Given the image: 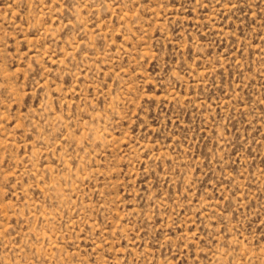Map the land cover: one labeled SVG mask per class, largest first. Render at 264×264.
Returning a JSON list of instances; mask_svg holds the SVG:
<instances>
[{
  "label": "rangeland",
  "instance_id": "obj_1",
  "mask_svg": "<svg viewBox=\"0 0 264 264\" xmlns=\"http://www.w3.org/2000/svg\"><path fill=\"white\" fill-rule=\"evenodd\" d=\"M0 264H264V0H0Z\"/></svg>",
  "mask_w": 264,
  "mask_h": 264
}]
</instances>
